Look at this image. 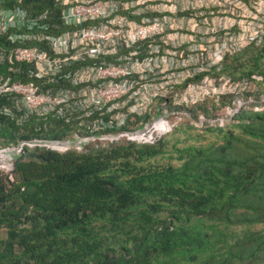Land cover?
Instances as JSON below:
<instances>
[{"label":"trees","instance_id":"16d2710c","mask_svg":"<svg viewBox=\"0 0 264 264\" xmlns=\"http://www.w3.org/2000/svg\"><path fill=\"white\" fill-rule=\"evenodd\" d=\"M18 2L31 17L52 15L51 34L62 30L55 0ZM19 46L53 56L45 43L0 37V77L57 92L50 79L31 76L32 65L8 63L7 53ZM218 75L253 86L239 96L169 107L185 121L152 143L98 139L138 132L157 119L147 110L109 129L104 123L116 112L87 116L70 102L18 120L17 100L1 96L0 146L23 145L11 170L0 171V264H264V38L184 86ZM77 138L92 140L81 151L27 144Z\"/></svg>","mask_w":264,"mask_h":264},{"label":"built area","instance_id":"2783aa9c","mask_svg":"<svg viewBox=\"0 0 264 264\" xmlns=\"http://www.w3.org/2000/svg\"><path fill=\"white\" fill-rule=\"evenodd\" d=\"M18 1L0 0V37L11 44L45 43L51 48L53 56L50 57L45 50L36 46H19L7 53L8 63L32 65L34 70L31 76L40 80L50 79L58 86L65 85L67 88L60 92H44L34 83L14 82L10 78L0 77V97L13 96L14 100L22 103L27 117L46 115L54 107L67 108L72 102L73 106L69 108L76 107V110L87 116L96 112H116L109 123H104V127L121 129L129 116H140L153 98L161 96L160 93L149 95L143 86L134 88V78L142 79L145 72L152 71L151 67L163 68L161 73L168 71L166 66L171 60L168 51L166 56H162L164 51L155 46L151 52L153 56L141 62L137 54L132 56L130 51L122 60L117 61L115 58L111 61V56H116L120 50H130L137 41L149 37L150 35H146L149 31L158 30L154 33L158 34L160 29L158 22L148 19L142 24L149 28L138 26L125 31V36L121 25L116 30L107 28V19L119 9L118 2L127 0H55L62 6L59 16L63 28L57 35H51L55 26L52 15L45 11L31 17L25 9L18 7ZM7 4L10 7H6ZM110 30L115 40H108L107 46V33ZM131 36L134 39H129ZM222 58L221 56L220 61ZM169 130L170 124L164 115L148 122L138 132L107 134L98 139L103 142L126 138L133 142L152 143L156 137ZM91 140L92 138H77L74 142L27 144L67 151L82 150ZM19 149L15 152H19Z\"/></svg>","mask_w":264,"mask_h":264},{"label":"rangeland","instance_id":"374dc122","mask_svg":"<svg viewBox=\"0 0 264 264\" xmlns=\"http://www.w3.org/2000/svg\"><path fill=\"white\" fill-rule=\"evenodd\" d=\"M118 3V11L107 19V28L116 30L121 25L125 36V31L138 26L149 28L142 24L148 19L158 22L160 29L158 34H154L158 30L149 31L146 33L149 37L137 41L130 50H120L116 56H111V61L115 58L117 61L122 60L130 51L132 56L136 53L141 62L153 56L151 52L155 46L164 51L162 56H166V51L171 54V60L166 66L168 71L161 73L163 68L151 67L152 71L145 72L142 79L134 78V88L143 86L149 95L161 94L151 100L146 109L147 114L159 118L160 111H166L168 115L165 117H168L171 127L185 120L176 113L173 115L177 116H173V110L170 112L169 107L194 106L201 99L225 95L239 96L252 88L250 80L232 82L222 75L213 78L204 76L199 83L187 84L186 87L184 82L193 75L217 66L221 56L233 55L249 43L254 41L258 44L264 38V0H127ZM112 33L111 30L107 33V46L108 40H115ZM129 39H134V36ZM56 88L57 92L67 89L62 86ZM161 101L163 106L159 108ZM237 102L242 104L239 97ZM21 105L18 101V120H25L27 116ZM230 110L227 105L217 112V116L223 118ZM83 119L76 121L80 124ZM17 149L18 146L13 145L0 146L1 172L8 173L11 170L12 160L9 156ZM2 154L6 158L2 159Z\"/></svg>","mask_w":264,"mask_h":264},{"label":"bare ground","instance_id":"6f19581e","mask_svg":"<svg viewBox=\"0 0 264 264\" xmlns=\"http://www.w3.org/2000/svg\"><path fill=\"white\" fill-rule=\"evenodd\" d=\"M0 153H2V152H0ZM0 156H1V154H0ZM4 158H6V155L2 154V159H4Z\"/></svg>","mask_w":264,"mask_h":264},{"label":"clouds","instance_id":"9594fccd","mask_svg":"<svg viewBox=\"0 0 264 264\" xmlns=\"http://www.w3.org/2000/svg\"><path fill=\"white\" fill-rule=\"evenodd\" d=\"M225 56H226V55H225ZM225 56H224V57H225ZM224 57H223V58H224ZM223 58H222V59H223ZM124 132H125V131H124ZM48 143H51V142H48ZM57 143H62V142H57ZM80 151H81V150H80Z\"/></svg>","mask_w":264,"mask_h":264},{"label":"water","instance_id":"95a60500","mask_svg":"<svg viewBox=\"0 0 264 264\" xmlns=\"http://www.w3.org/2000/svg\"><path fill=\"white\" fill-rule=\"evenodd\" d=\"M10 158H11V156H10Z\"/></svg>","mask_w":264,"mask_h":264}]
</instances>
